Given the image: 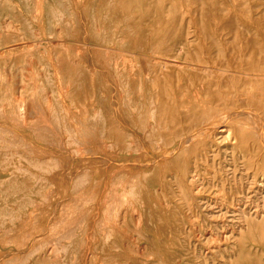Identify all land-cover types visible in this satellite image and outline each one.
I'll list each match as a JSON object with an SVG mask.
<instances>
[{
    "label": "rangeland",
    "instance_id": "obj_1",
    "mask_svg": "<svg viewBox=\"0 0 264 264\" xmlns=\"http://www.w3.org/2000/svg\"><path fill=\"white\" fill-rule=\"evenodd\" d=\"M263 76L264 0H0V264H264Z\"/></svg>",
    "mask_w": 264,
    "mask_h": 264
},
{
    "label": "bare ground",
    "instance_id": "obj_2",
    "mask_svg": "<svg viewBox=\"0 0 264 264\" xmlns=\"http://www.w3.org/2000/svg\"><path fill=\"white\" fill-rule=\"evenodd\" d=\"M206 1H207V0H206ZM209 2H210V0H209ZM83 3H84V2H83ZM118 3H119V1H118ZM207 3H208V2H207ZM230 5H231V4H230ZM231 7H232V5H231ZM81 8H82V6H81ZM81 8H80V10H81ZM232 8H233V7H232ZM75 9H76V8H75ZM193 10H194V9H193ZM77 13H78V12H77ZM186 13H187V12H186ZM59 14H60V13H59ZM79 14H80V13H79ZM83 15H84V14H83ZM209 15H211V13H210ZM60 19H61V18H60ZM79 20H81V19H79ZM7 24H8V23H7ZM7 24H6V25H7ZM195 28H196V27H195ZM232 28H233V27H232ZM197 29H198V27H197ZM195 30H196V29H195ZM76 31H77V30H76ZM197 31H198V30H197ZM198 33H199V32H198ZM138 34H139V33H138ZM219 36H220V35H219ZM91 39H92V38H91ZM164 43H165V42H164ZM212 43H213V42H212ZM89 44H90V43H89ZM94 44H98V43H95V42H94ZM100 44H101V43H100ZM98 46H100V45H98ZM104 46H105V45H104ZM154 46H155V45H154ZM234 46H235V45H234ZM75 47H76V46H75ZM89 47H90V46H89ZM96 47H97V46H96ZM100 47H101V46H100ZM90 48H91V47H90ZM98 48H99V47H98ZM158 48H160V47H158ZM187 48H188V47H187ZM87 49H88V47H87ZM148 49H149V48H148ZM185 49H186V48H185ZM213 49H214V48H213ZM74 50H75V49H74ZM83 50H84V49H83ZM90 50H91V49H90ZM94 50H95V49H94ZM180 50H181V49H180ZM75 51H76V50H75ZM88 51H89V50H88ZM118 51H119V50H118ZM90 52H91V51H89V54H91ZM178 52H179V51H178ZM77 53H78V54H77ZM77 53H76V54L80 56L79 51H77ZM80 53H81V51H80ZM83 53H84V51H83ZM214 53H215V52H214ZM84 54H85V53H84ZM147 54H148V53H147ZM241 54H242V53H241ZM81 55H82V57H81L82 59H83V58L85 59V58L87 57V55H85L86 57H84L83 54H81ZM132 55H133V54H132ZM142 56H143V55H142ZM204 56H205V55H204ZM88 57H89V56H88ZM151 58H152V57H151ZM154 58H155V57H154ZM205 58H207V57H205ZM147 59H148V58H147ZM85 60H87L86 62H88V58L85 59ZM89 60H90V58H89ZM206 60H207V59H206ZM150 61H151V60H150ZM207 61H208V60H207ZM207 61H206V62H207ZM206 62H205V63H206ZM235 62H236V61H235ZM210 64H211V63H210ZM88 65L90 66V64H88ZM95 65H97V64H95ZM122 65H123V64H122ZM230 65H231V64H230ZM91 66H92V65H91ZM206 67H207V66H206ZM93 68H94V67H93ZM198 68H199V67H198ZM208 68H210V67H208ZM94 69H95V68H94ZM212 69H213V68H212ZM215 70H216V69H215ZM97 71H98V70H97ZM99 71H100V70H99ZM205 71H206V70H205ZM205 71H204V72H205ZM218 71H219V70H218ZM221 71H223V70H221ZM104 72H105V71H104ZM198 72H200V71H198ZM212 72H213V71H212ZM260 72H261V71H260ZM228 73H229V72H228ZM228 73H227V74H228ZM232 73H233V72H232ZM236 73H237V72H236ZM214 74H215V73H214ZM214 74H213V75H214ZM217 74H218V73H217ZM225 74H226V72H225ZM105 75H106V74H105ZM210 75H211V74H210ZM228 75H229V74H228ZM240 75H241V74H240ZM242 75H243V74H242ZM223 76H224V75H223ZM225 76H226V75H225ZM243 76H244V75H243ZM249 76H250V75H249ZM252 76H253V75H252ZM240 77H241V76H240ZM246 77H247V76H246ZM259 77H260V76H259ZM263 77H264V76H263ZM240 79H241V78H240ZM263 79H264V78H263ZM206 80H207V79H206ZM234 80H235V79H234ZM255 80H256V79H255ZM197 81H198V80H197ZM213 81H214V80H213ZM209 83H210V82H209ZM209 83H208V85H209ZM211 83H212V82H211ZM246 83H247V81H246ZM248 83H249V82H248ZM248 83H247V84H248ZM257 83H258V82H257ZM228 84H229V83H228ZM157 85H158V83H156V86H157ZM208 85H207V87H208ZM225 85H226V84H225ZM261 85L263 86V84H261ZM261 85H260V86H261ZM211 86H212V85H211ZM211 86H210V90L213 88V87L211 88ZM218 87H219V86H218ZM258 88H259V87H258V85H257L256 92L258 91V90H257ZM261 88L264 89L263 87H261ZM223 89H225V88H223ZM262 89H261V90H262ZM215 90H216V89H215ZM245 91H246V90H245ZM115 92H116V91H115ZM222 92H223V91H222ZM243 92H244V91H243ZM248 92H249V91H248ZM248 92L246 91L244 94H243V93H242V94H239L241 98L238 99V100L236 101L237 104L239 105V107H241V109H242V106H243V108H244V107H248V108H250V107L253 105V104H251V100H250L248 97L252 96V95H253L254 93H256V92H254V93L252 92V93H253L252 95L248 94ZM259 92H260V89H259ZM263 92H264V91H263ZM225 93H227V91H226ZM218 94H220V93H218ZM224 95H225V94H224ZM224 95H223V96H224ZM249 95H250V96H249ZM112 96H113V95H112ZM214 96H215V95H214ZM216 96H217V94H216ZM228 96H230V95H228ZM231 96H232V94H231ZM234 96H236V94H235ZM224 97H225V96H224ZM226 97H227V96H226ZM236 97H237V96H236ZM112 98H113V97H112ZM191 98H192V97H191ZM220 98H222V97H220ZM231 98H232V97H231ZM252 98H253V97H252ZM258 98H259V97H258ZM261 98H262V97H261ZM17 99H18V98H17ZM173 99H174V98H173ZM211 99H212V98H211ZM215 99H217V98L215 97ZM225 99H227V98H225ZM234 99H235V98H234ZM234 99H233V101H234ZM236 99H237V98H236ZM236 99H235V100H236ZM263 99H264V98H263ZM19 100L21 101V104L18 105V107H17L18 109L20 108V106L22 107V105H23V104H22V101H23V100L19 98V99L17 100V102H18ZM113 100H114V99H113ZM115 100H116V99H115ZM167 100H168V99H167ZM219 100H220V99L218 98L217 101H219ZM258 100H259V99H258ZM135 101H136V100H135ZM172 101H173V100H172ZM177 101H178V100H177ZM222 101H223V99H222ZM224 101H225V100H224ZM227 101H228V99H227ZM227 101H226V102H227ZM259 101H261V100H259ZM23 102H24V101H23ZM114 102H115V101H114ZM162 102H163V101H162ZM167 102H168V101H167ZM173 102H174V101H173ZM202 102H203V101H202ZM215 102H216V101L214 100L213 103L215 104ZM219 102H220V101H219ZM229 102H230V101H228V103H229ZM234 102H235V101H234ZM252 102H253V101H252ZM256 102H257V101H256ZM115 103H116V102H115ZM163 103H164V102H163ZM163 103H162V104H163ZM205 103H207V102H205ZM211 103H212V101H211ZM223 103H224V102H223ZM259 103H260V102H259ZM162 104H161V105H162ZM173 104H174V103H173ZM203 104H204V103H203ZM214 104H213V106H214ZM219 104H220V103H219ZM226 104H227V103H226ZM232 104H233V103H232ZM261 104H264V101H263ZM261 104H260V106H256V107H255L256 109L254 108V109L256 110L255 112H254V111H248V113H244V114H240V115H238V116H241V117L244 116L246 119L250 117V121H249V123L246 122V123L248 124V125H246V126H250V125H251V126H253V128H255V130H254L252 133H250V132L247 131L248 134H247V132H246V135H248V137H247V139H245V138H244V139L246 140L245 142H246V144H247V146H248V147L246 146L247 149H249V150L251 151V153H254V152H255L256 154H261V153H262L261 151L264 150V109L261 107ZM24 105H25V104H24ZM152 105H153V104H152ZM186 105H187V104H186ZM208 105H209V104H208ZM223 105L225 106V104H223ZM227 105H229V104H227ZM230 105H231V104H230ZM235 105H236V104H235ZM182 106H183V105H182ZM210 106L212 107V104H211ZM217 106H218V105H217ZM27 107H29V106H27ZM30 107H31V106H30ZM183 107H184V106H183ZM208 107H209V106H208ZM211 107H210V109H213V107H212V108H211ZM219 107H220L219 109L222 110L223 107H221V105H219ZM263 107H264V105H263ZM31 108H32V107H31ZM31 108H30V109H31ZM159 108H160V110H161V106H160ZM190 108H191V106H190ZM252 108H253V106H252ZM32 109H33V108H32ZM197 109H198V111H200L199 108H197ZM204 109H205V105H204ZM217 109H218V108H217ZM229 109L232 110L231 108H229ZM20 110H21V109H20ZM184 110H185V108H184ZM205 110H206V109H205ZM205 110H204V111H205ZM214 110H215V109H214ZM226 110H228V109H226ZM238 110H239V109H238ZM179 111H180V110H179ZM187 111H188V109H187ZM222 111H223V110H222ZM239 111H240V110H239ZM241 111H242V110H241ZM152 112H155V111L152 110ZM152 112H151V113H152ZM161 112H163V111H161ZM161 112H159V113H161ZM167 112H168V110H167ZM183 112H184V111H183ZM196 112H197V111H196ZM234 112H235V111H234ZM234 112H228L227 114L222 115V118H226V119H228V121H229L230 123H231V122H236V121H237V122L240 123V124H242L243 122H244V124H245V121H242V120L237 116L238 113L235 114ZM246 112H247V111H246ZM22 113H23V112H22ZM169 113H170V111H169ZM205 113H206V112H205ZM207 113H208V109H207ZM211 113H212V111H210V114H211ZM215 113H216V111H215ZM217 113H218V111H217ZM217 113H216V114H217ZM242 113H243V112H242ZM161 114H162V113H161ZM189 114H190V113H189ZM189 114H188V115H189ZM193 114H194V113H193ZM203 114H204V113H203ZM19 115H21V114L19 113ZM23 115H24V114H23ZM23 115H21L22 117L20 116V117L22 118L21 121H24V119H25V118L23 117ZM26 115H27V113H26ZM150 115H151V114H150ZM165 115H166V114H165ZM186 115H187V113H186ZM191 115H192V114H191ZM204 115H206V114H204ZM27 116H28V115H27ZM106 116H107V115H106ZM120 116H121V115H120ZM159 116H160V114H159ZM169 116H170V115H169ZM182 116H183V115H182ZM215 116L217 117V115H215ZM99 117H100V116H99ZM107 117H108V116H107ZM152 117H153V116H152ZM161 117H162V116H161ZM206 117H208V116L206 115ZM206 117H205V118H206ZM244 117H243V118H244ZM23 118H24V119H23ZM158 118H159V117H158ZM164 118H165V117H164ZM182 118H183V117H182ZM193 118H194V117H193ZM197 118H198V117H197ZM211 118H212V117H211ZM211 118L209 117L208 120L211 119ZM245 118H244V119H245ZM26 119H27V117H26ZM108 119H110V118H108ZM116 119H117V118H116ZM118 119H119V117H118ZM118 119H117V120H118ZM120 119H121V118H120ZM152 119H153V118H152ZM152 119H151V120H152ZM195 119H196V118H195ZM202 119H203V118H202ZM239 119H240V120H239ZM93 120H94V119H93ZM122 120H123V119H122ZM161 120H162V119H161ZM168 120H170V119H168ZM189 120H190V118H189ZM123 121H124V120H123ZM164 121H165V119H164ZM175 121H176V120H175ZM183 121H186V120H183ZM202 121H203V120H202ZM120 122H121V121H120ZM199 122H200V120H199ZM204 122H205V120H204L203 122H200V124H201V123L203 124ZM23 123H24V122H23ZM58 123H59V121H58ZM109 123H110V122H109ZM111 123H112V121H111ZM163 123H165V122H163ZM192 123L194 124V122H192ZM227 123H228V122H227ZM120 124H121V123H120ZM171 124H172V123H171ZM174 124H175V122H173V125H174ZM186 124H187V123H186ZM193 124H192V125H193ZM202 124H201V125H202ZM225 124H226V122H225ZM228 124H229V123H228ZM231 124H233V123H231ZM236 124H237V123H236ZM109 125H112V124H109ZM122 125H123V124H122ZM165 125H166V123H165ZM192 125H191V126H192ZM226 125H227V124H226ZM166 126H167V125H166ZM170 126H171V125H170ZM183 126H184V125H183ZM186 126H187V125H186ZM197 126H199V125H197ZM239 126H240V125H239ZM187 127H188V126H187ZM234 127H235V126H234ZM166 128H167V127H166ZM166 128H164V129H166ZM177 128H178V127H177ZM188 128H189V127H188ZM209 128H217V131H218V128H222V129H221L220 131H218V132H219V133H223V134L225 133V134H226V137H224V139H225V140H228V141H231L232 138L230 137L229 129H227V127H226L224 124L221 125V124L219 123V121H212V120H211V121H208V122H207V126H206V127H203V125L200 126V128H198V130H197V133H198L197 136H198V137H199V136L202 137L203 134H206V132H208ZM246 128H250V127H246ZM246 128H245V129H246ZM0 129H1V128H0ZM112 129H114V128L112 127ZM161 129H162V128H161ZM174 129H176V127H175ZM174 129H173V130H174ZM193 129H194V128H193ZM239 129H240V128H239ZM2 130L4 131V128H3ZM2 130H1V131H2ZM39 130H40V129H39ZM71 130H72V129H71ZM130 130H131V129H130ZM173 130H172V131H173ZM188 130H189V129H188ZM242 130H244V129H242ZM33 131H34V130H33ZM53 131H54V130H53ZM113 131H114V130H113ZM179 131H180V130H179ZM238 131H239V130H238ZM250 131H252V130H250ZM4 132H5V131H4ZM41 132H42V131H41ZM72 132H73V130H72ZM116 132H117V131H115V133L113 132V134H114V135H113L114 138H115ZM165 132L168 133L169 130H168V131H165ZM170 132H171V131H170ZM241 132H242V131H241ZM241 132L238 133L237 130H236V133H235V134L240 135ZM29 133H30V132H29ZM31 133H32V132H31ZM33 133H34V132H33ZM44 133H45V132H44ZM67 133H68V132H67ZM131 133H132V132H131ZM133 133H134V132H133ZM172 133H173V132H172ZM219 133H218V134H219ZM244 133H245V132H244ZM10 134H11V133H10ZM10 134H9V135H10ZM13 134H14V136H15L16 133H13ZM13 134H12V139H13ZM17 134H19V132H18ZM52 134H53V133H52ZM54 134H56V132H54ZM73 134H76V133H73ZM161 134H162V133H161ZM168 134H169V133H168ZM178 134H179V133H178ZM242 134H243V133H242ZM32 135H33V134H32ZM57 135H58V134H57ZM57 135H56V136H57ZM69 135H70V133H69ZM132 135H134V134H132ZM163 135H164V134H163ZM171 135H172V134H171ZM189 135H190V134H189ZM246 135H245V137H246ZM249 135H250V136H249ZM17 136H18V135H17ZM52 136H53V135H52ZM54 136H55V135H54ZM154 136H155V135H154ZM177 136H178V135H177ZM192 136H193V135H192ZM197 136H196V137H197ZM214 136H217V135H214ZM223 136H224V135H223ZM243 136H244V134H243ZM1 137H2V136H1ZM1 137H0V138H1ZM46 137H47V136H46ZM48 137H49V136H48ZM132 137H133V136H132ZM137 137H138V136H137ZM156 137H157V136H156ZM158 137H159V136H158ZM186 137H187V136H185L184 138H186ZM209 137H210V135H208V138H209ZM2 138H3V137H2ZM164 138H165V137H164ZM188 138H189V136H188ZM208 138H207V140H209ZM233 138H234V137H233ZM238 138H239V136H238ZM241 138H242V137H241ZM49 139H51V138L49 137ZM55 139H56V137H55ZM68 139H69V138H68ZM139 139H140V138H139ZM182 139H183V138H181V141H183V140H184V141H187V138H186V140H185V139L182 140ZM218 139H219V138H218ZM239 139H240V138H239ZM40 140H41V139H40ZM52 140H54V139L52 138ZM178 140H179V139H178ZM178 140H177V141H178ZM16 141H18V140H16ZM140 141H141V140H140ZM184 141H183V142H184ZM217 141H219V140H217ZM235 141H237V139H236ZM0 142H1V139H0ZM18 142H19V141H18ZM18 142H17V143H18ZM20 142H21V141H20ZM44 142H45V141H44ZM52 142H54V141H52ZM55 142H56V140H55ZM58 142H59V141H58ZM60 142L62 143L61 140H60ZM76 142H77V141H76ZM116 142H117V141H116ZM126 142H127V141H126ZM128 142H129V141H128ZM134 142H135V141H134ZM137 142H138V141H136L135 143H137ZM158 142H159V141H158ZM168 142H169V141H168ZM183 142H181V143H183ZM200 142H201V141H200ZM202 142H203V141H202ZM215 142H216V141H215ZM14 143H15V142H14ZM39 143H42V142H39ZM45 143H46V142H45ZM56 143H57V142H56ZM56 143H54V145H55ZM61 143L59 144V147H60ZM113 143H115V142H113ZM165 143H166V142H165ZM181 143H180V145H181ZM184 143H185V142H184ZM193 143H194V142H193ZM224 143H226V142H224ZM229 143H230V142H229ZM236 143H237V142H236ZM254 143L257 144V149L254 147ZM124 144H126V143H124ZM127 144H128V143H127ZM168 144H169V143H168ZM170 144H171V143H170ZM176 144H179V143H176ZM222 144H223V143H222ZM241 144H243V143H241ZM241 144H240V145H241ZM10 145H11V144H10ZM10 145H9V146H10ZM14 145H15V144H14ZM47 145H48V144H47ZM74 145H76V143H75ZM77 145H78V143H77ZM108 145H109V144H108ZM128 145H129V144H128ZM180 145H179V146H180ZM240 145H238V147H239ZM42 146H44V145H42ZM49 146H50V145H49ZM51 146H52V145H51ZM62 146H63V145H61V147H62ZM119 146H120V145H119ZM140 146H141V144H140ZM147 146H148V145H146V147H147ZM167 146H168V145H167ZM177 146H178V145H177ZM6 147H7V146H6ZM10 147H11V146H10ZM27 147H28V146H27ZM34 147H35V145H34ZM45 147H46V146H45ZM57 147H58V146H57ZM57 147H56V148H57ZM59 147H58V148H59ZM61 147H60V148H61ZM81 147H82V146H81ZM81 147H79V148L81 149ZM142 147H143V146H142ZM174 147H176V146H174ZM186 147H188V146H186ZM186 147H185V148H186ZM197 147H198V146H197ZM201 147H202V146H201ZM12 148H13V147H12ZM14 148H15V146H14ZM29 148H30V147H29ZM37 148H38V147H37ZM77 148H78V147H77ZM107 148H108V147H107ZM110 148H111V146H110ZM138 148H139V146H138ZM167 148H168V147H167ZM172 148H173V147H172ZM189 148H190V147H189ZM189 148H188V149H189ZM199 148H200V147H199ZM199 148H198V149H199ZM0 149H1V148H0ZM18 149H19V148H18ZM20 149H21V148H20ZM27 149H28V148H27ZM42 149H43V148H42ZM62 149H63V147H62ZM132 149H133V148H132ZM183 149H184V148H183ZM243 149H244V148H243ZM243 149H242V150H243ZM247 149H246V150H247ZM33 150H34V149H33ZM60 150H61V149H60ZM63 150H64V149H63ZM77 150H79V149H77ZM82 150H84V148H82ZM92 150H93V149H92ZM199 150H200V149H199ZM255 150H256V151H255ZM3 151H4V150H3ZM8 151H9V150L4 151V152H8ZM13 151H14V150H13ZM43 151H44V150H43ZM67 151H68V150H67ZM142 151H143V150H142ZM181 151H182V150H181ZM244 151H245V150H244ZM33 152H35V151H33ZM41 152H42V150H41ZM48 152H49V151H48ZM145 152H146V151H145ZM174 152H175V151H174ZM0 153H1V152H0ZM27 153H28V152H27ZM39 153H40V152H39ZM43 153H45V152H43ZM50 153H51V152H50ZM50 153H49V154H50ZM74 153H75V150H74ZM161 153H162V152H160V154H161ZM168 153H169V152H168ZM175 153H176V152H175ZM186 153H187V152H186ZM186 153H185L184 155H186ZM193 153H194V152H193ZM37 154H38V153H37ZM45 154H46V153H45ZM52 154H55V153H52ZM52 154H51V156L53 157L54 155H52ZM118 154H120V153H118ZM134 154H135V153H134ZM176 154H177V153H176ZM176 154H175V155H176ZM262 154H263V153H262ZM57 155H58V154H56V156H57ZM76 155H77V154H76ZM110 155H111V153H110ZM146 155H147V153L144 154V156H146ZM162 155H163V154H162ZM175 155H173V156H175ZM237 155H238V154H237ZM58 156H59V155H58ZM118 156H119V155H118ZM131 156H132V155H131ZM163 156H164V155H163ZM163 156H162V157H163ZM232 156H233V155H232ZM119 157H120V156H119ZM142 157H143V155H142ZM166 157H167V156H166ZM171 157H172V156H171ZM247 157H249V156H247ZM85 158H86V157H85ZM85 158H84V159H85ZM128 158H129V157H128ZM131 158H132V157H131ZM131 158H130V159H131ZM159 158H160V157H159ZM185 158H186V156H185ZM207 158H208V157H207ZM236 158H237V157H236ZM52 159H53V158H52ZM55 159H56V158H55ZM55 159H53L54 162L57 160V159H56V160H55ZM82 159H83V158H82ZM120 159H121V158H120ZM120 159H119V160H120ZM124 159H126V158H124ZM164 159H165V158H164ZM237 159H238V158H237ZM134 160H135V159H134ZM134 160H133V161H134ZM148 160H149V158H148ZM162 160H163V159H162ZM62 161H63V160H62ZM137 161H138V159H137ZM153 161H154V160H153ZM153 161H152V162H153ZM165 161H166V160H165ZM31 162H32V161H31ZM57 162H58V160L56 161V163H57ZM112 162H113V161H111V163H112ZM124 162H125V160H124ZM258 162H259V161H258ZM60 163H61V162H60ZM165 163H166V162H165ZM165 163H164V164H165ZM72 164H73V163H72ZM121 164H122V163H121ZM121 164H120V166H121ZM127 164H128V163H127ZM129 164H130V163H129ZM133 164H134V162H133ZM135 164H136V163H135ZM141 164H142V163H141ZM147 164H148V163H147ZM147 164H146V165H147ZM164 164H163V165H164ZM166 164H167V163H166ZM168 164H169V163H168ZM56 165H57V164H56ZM69 165H70V164H69ZM111 165H112V164H111ZM116 165H117V164H116ZM216 165H217V164H216ZM14 166H16V165H14ZM74 166H75V165H74ZM125 166L127 167V165H125ZM130 166H131V165H130ZM130 166H128V167H130ZM147 166H148V165H147ZM159 166H160V165H159ZM67 167H68V166H67ZM80 167H81V165H80ZM80 167H79V168H80ZM111 167H112V166H111ZM123 167H124V165H123ZM126 167H125V168H126ZM161 167H164V166H161ZM73 168H74V167H73ZM132 168H133V166H132ZM159 168H160V167H159ZM239 168H240V167H239ZM77 169H78V168H77ZM77 169H76V170H77ZM113 169H114V168H113ZM130 169H131V168H130ZM186 169H187V168H186ZM36 170H37V169H36ZM39 170H40V169H39ZM111 170H112V169H111ZM111 170L109 169L108 171H111ZM114 170L116 171V169H114ZM176 170H177V169H176ZM18 171H19V170H18ZM22 171H24V169H23ZM51 171H52V170H51ZM79 171H80V170H79ZM134 171H135V169H134ZM134 171H133V172H134ZM28 172H30V170H29ZM31 172H32V171H31ZM31 172H30V173H31ZM35 172H36V171H35ZM67 172H68V171H67ZM70 172H71V171H70ZM82 172H83V171H82ZM82 172H81V173H82ZM131 172H132V171H131ZM221 172H222V171H221ZM25 173H26V172H25ZM44 173H45V172H44ZM77 173H78V172H77ZM107 173H109V172H107ZM113 173H114V171H113ZM125 173H126V171H125ZM127 173H129V172H127ZM134 173H135V172H134ZM141 173H142V172H141ZM192 173H193V170H192ZM36 174H37V172H36ZM36 174H34V175H36ZM66 174H68V173H66ZM114 174H115V173H114ZM129 174H130V173H129ZM179 174H180V173H179ZM250 174H251V173H250ZM45 175H46V174H45ZM73 175H74V174H73ZM146 175H147V174H146ZM248 175H249V174H248ZM36 176L38 177V175H36ZM67 176H68V175H67ZM76 176H77V175H76ZM106 176H107V175H106ZM131 176H132V175H130V177H131ZM179 176H181V175H179ZM191 176H192V174H191ZM72 177H73V176H72ZM72 177H70V179H71ZM133 177H134V176H133ZM181 177H182V176H181ZM193 177H195V176H193ZM235 177H236V176H235ZM40 178H42V177H40ZM40 178L38 177L39 180H40ZM86 178H87V177H86ZM131 178H132V177H131ZM183 178H184V177H183ZM38 179H37V180H38ZM43 179H44V178H43ZM43 179H42V181H43ZM195 179H196V178H195ZM35 180H36V178H35ZM37 180H36V181H37ZM45 180H46V178L44 179V181H45ZM72 180H73V179H72ZM131 180H132V179H131ZM184 180H185V179H184ZM218 180H219V179H218ZM44 181H43V182H44ZM70 181H71V180H70ZM102 181H103V180H102ZM110 181H111V180H110ZM126 181H127V179H126ZM248 181H249V180H248ZM37 182H38V181H37ZM108 182H109V181H108ZM133 182H134V181H133ZM182 182H183V181H182ZM64 183H65V182H64ZM185 183H186V182H185ZM185 183H184V184H185ZM127 184H128V183H127ZM254 184H255V185L257 184V186H258L259 188L263 189V191H264V174H258L257 177H256V179L254 180ZM10 185H11V184H10ZM40 185H41V183H40ZM81 185H83V184H81ZM98 185H99V183H98ZM119 185H120V184H119ZM119 185H117V186H119ZM123 185H124V184H123ZM174 185H175V184H174ZM113 186H115V185H113ZM183 186H184V185H183ZM185 186H186V185H185ZM185 186H184V187H185ZM197 187H198V186H197ZM111 188H112V190H113V187H112V186H111ZM122 188H123V187H122ZM122 188H121V189H122ZM132 188H133V186H132ZM179 188H180V186H179ZM116 189H117V188H116ZM175 189H176V188H175ZM196 189H197V188H196ZM117 190H118V189H117ZM123 190H124V188H123ZM144 190H145V189H144ZM198 190H199V189H198ZM198 190H197V191H198ZM130 191H131V190H130ZM133 191H134V189L132 190V192H133ZM175 191H176V190H175ZM199 191H200V190H199ZM118 192H119V191H118ZM120 192H121V191H120ZM186 192H187V191H186ZM121 193H123V192H121ZM130 193H131V192H130ZM130 193H129L128 196H130ZM163 193H164V192H163ZM180 193H181V192H180ZM188 193H189V191H188ZM198 193H199V192H198ZM108 194H109V193H107V195H108ZM119 194H120V193H119ZM177 194H179V192H178ZM216 194H217V193H216ZM131 195H132V194H131ZM193 195H194V194H193ZM218 195H219V194H218ZM126 196H127V195H126ZM132 196H133V195H132ZM132 196H131V197H132ZM105 197H106V196H105ZM108 197H109V196H108ZM121 197H123V196H121ZM165 197H166V196H165ZM170 197H171V196H170ZM24 198H25V197H24ZM133 198H135V197H133ZM167 198H168V196H167ZM116 199H118V198H116ZM119 199H120V197H119ZM121 199H122V198H121ZM121 199H120V200H121ZM176 199H177V198H176ZM70 200H71V199H70ZM128 200H129V199H128ZM132 200H133V199H132ZM136 200H137V199H136ZM102 201H103V200H102ZM104 201H106V200L104 199ZM116 201H117V200H116ZM125 201H126V199H125ZM125 201H124V202H125ZM178 201H179V200H178ZM180 201H181V200H180ZM233 201H234V200H233ZM69 202H70V201H69ZM174 203H175V202H174ZM123 204H125V203H123ZM162 204H163V203H162ZM117 206H118V204H117ZM103 207H104V206H103ZM113 207H114V206H113ZM121 207H122V206H121ZM61 208H63V207H61ZM241 209H242V208H241ZM61 210H62V209H61ZM61 210H60V211H61ZM107 210H108V206H107ZM112 210H113V209H112ZM63 211H64V210H63ZM105 211H106V210H105ZM113 211H114V210H113ZM113 211H111V212H113ZM115 211H116V210H115ZM106 213H107V212H106ZM26 214H27V213H26ZM109 214L111 215V213H109ZM113 214H114V213H113ZM241 214H243V213H241ZM260 214H263V213H260ZM52 216H54V211H53V215H52ZM63 216H64V215H63ZM74 216H75V215H74ZM251 216H252V215H251ZM251 216H250V217H251ZM49 217H50V216H49ZM64 217H67L66 214H65ZM96 217H97V216H96ZM111 217H112V216H111ZM258 217H259V216H258ZM47 218H48V217H47ZM113 218H114V217H113ZM134 218H135V217H134ZM137 218H138V217H137ZM260 218H261V217H260ZM61 219H62V218H61ZM63 219H64V218H63ZM75 219H76V218H75ZM103 219H104V218H103ZM111 219H112V218H111ZM111 219H110V220H111ZM138 219H139V218H138ZM263 219H264V218H263ZM48 221H49V219H48ZM106 221H107V220H106ZM113 221H114V220H113ZM69 222H70V221H69ZM37 223H38V222H37ZM58 223H59V222H58ZM63 223H64V222L62 221V225H63ZM70 224H71V222H70ZM113 224H114V223H113ZM58 225L60 226V224H58ZM102 225H103V224H102ZM47 226H48V224H47ZM64 226H65V223H64ZM64 226H63V227H64ZM57 227H58V226H57ZM65 227H67V226H65ZM11 228H12V227H11ZM60 228H61V227H60ZM8 229H10V228H8ZM8 229H7V230H8ZM68 229H69V227L67 228V231H68ZM73 229H74V228H73ZM196 229H197V228H196ZM45 230H46V228H45ZM56 230H57V228H56ZM56 230H55V231H56ZM62 230H63V228H62ZM92 230H93V229H92ZM135 230H136V229H135ZM10 231H11V230H10ZM55 231H54V232H55ZM57 231H59V229H58ZM107 231H108V230H107ZM109 231H110V230H109ZM111 231H112V230H111ZM147 231H148V230H147ZM60 232H62V231L60 230ZM63 232H64V231H63ZM63 232H62V233H63ZM115 232H116V231H115ZM56 233H57V232H56ZM56 233H53V234H56ZM58 233H59V232H58ZM58 233H57V234H58ZM62 233H61V234H62ZM50 234H51V233H50ZM59 234H60V233H59ZM59 234H58V235H59ZM61 234H60V235H61ZM66 234H67V233H66ZM87 234H88V233H87ZM58 235H57V238H58ZM51 236H52V235H51ZM55 236H56V235H55ZM89 236H90V235H89ZM68 237H69V236H68ZM100 237H102V236H100ZM105 237H106V235H105ZM173 237H174V236H173ZM64 238H67V237L64 236ZM69 238H71V236H70ZM60 239H61V238H60ZM88 239H89V238H88ZM88 239H87V240H88ZM122 239H123V238H122ZM61 240H62V239H61ZM69 240H70V239H69ZM104 240H105V239H104ZM106 240L108 241L109 239L107 238ZM47 241H49V239H48ZM47 241H46V242H47ZM67 241H68V240H67ZM67 241H66V242H67ZM107 241H106V242H107ZM58 242H59V241H58ZM58 242H55V243H57V244L59 245L60 242H59V243H58ZM69 242H70V241H69ZM170 242H171V241H170ZM41 243L44 244L45 242H44V243L41 242ZM41 243H40V244H41ZM47 243H48V242H47ZM7 245H9V244L7 243ZM52 245H53V243H52ZM52 245H51V247H52ZM42 246H44V245H42ZM49 246H50V245H49ZM54 246H55V244H54ZM54 246H53V247H54ZM51 247H50V248H51ZM55 247H56V246H55ZM63 247H64V246H63ZM150 247H151V246H150ZM48 250H49V249H48ZM62 250H64V249L62 248ZM60 251H61V250H60ZM56 252L58 253V251H56ZM62 252L64 253V251H62Z\"/></svg>",
    "mask_w": 264,
    "mask_h": 264
}]
</instances>
